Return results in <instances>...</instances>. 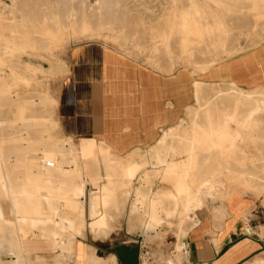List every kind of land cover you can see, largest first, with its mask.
I'll return each mask as SVG.
<instances>
[{
	"label": "crops",
	"instance_id": "0c3cea01",
	"mask_svg": "<svg viewBox=\"0 0 264 264\" xmlns=\"http://www.w3.org/2000/svg\"><path fill=\"white\" fill-rule=\"evenodd\" d=\"M203 63L207 66L202 70L179 68L164 74L102 44L85 45L72 53L71 74L59 85L54 110L60 133L76 144L95 141L113 159L126 165L138 163L140 169L129 173L136 177L128 195L126 186L111 184L109 178L121 174H113L101 156L89 159L84 169L83 156L71 166L61 151L53 160L47 142L33 158L25 160L21 155L6 166L0 154V172H8L13 182L7 185L9 191L0 185V218L8 226L0 252H18L21 245L27 261L28 252H45L42 264H142L145 255L150 264H158L160 252H165L159 243L167 225L163 205L156 206L160 223L146 229L150 206L136 201L137 187L156 197L164 190L174 191V180L162 179L172 162H193L189 176L194 178L260 175L253 167L244 173L243 165L260 159L259 145L264 142L250 135L261 125L229 122L226 126L234 103L222 99L219 87L264 90V39ZM3 105L0 98V109ZM225 129L241 134L232 148L213 147L211 139L216 137L203 136ZM195 183L197 189L201 182ZM202 198V205L187 216L190 227L179 238L184 249L173 264H242L261 253L264 228L252 203L238 195L215 201L210 195ZM100 209L101 217L94 214ZM25 210L30 220L17 222ZM175 224H180V217ZM12 225H24L26 232L38 229L43 237L27 243Z\"/></svg>",
	"mask_w": 264,
	"mask_h": 264
},
{
	"label": "rangeland",
	"instance_id": "374dc122",
	"mask_svg": "<svg viewBox=\"0 0 264 264\" xmlns=\"http://www.w3.org/2000/svg\"><path fill=\"white\" fill-rule=\"evenodd\" d=\"M263 39L264 0H0V98L4 103L0 109V154L4 165L19 161L21 155L25 160L33 158L47 142L51 143L53 160L59 158L61 151L67 157L68 166L77 164L81 156L84 157L83 168L89 159L104 157L106 161L103 163L112 173L121 174L110 177L113 179L111 184L118 185L126 175L130 190L136 176L131 178L129 173L139 171L138 163L126 165L113 159L108 149L99 147L95 141L76 144L59 131L54 110L59 85L71 74V54L85 45L102 44L149 69L167 74L179 68L202 70L207 66L204 61H211L217 55L236 53ZM219 89H223L220 91L222 99L234 103L226 126L229 122L254 127L261 125L260 130H251L250 136L260 137L264 142V90L246 91L233 85ZM239 105L243 106V112H240ZM204 133L206 138L214 135L216 138L211 139L213 147L220 149L226 144L232 148L236 137L241 136L238 131L232 133L230 129L216 134ZM167 135L165 133L164 137ZM220 139L223 147H220ZM259 148L260 159L243 165L244 173L253 167L260 173L258 176L194 178L189 176L193 163L187 168L188 161H184L178 162L179 171L174 172L172 178L186 179L190 198L200 206L204 194L210 195L213 201L243 196L252 203V211L259 214L258 222L264 228V144L261 143ZM172 163L164 170H170ZM234 165L235 162L233 168ZM3 172L12 185L8 172L1 171L0 176ZM198 181L201 183L195 189L193 186ZM90 189L85 201H88ZM140 191V187L135 190L136 201ZM185 198L182 194L177 202L164 198L160 203L167 225L164 238L159 241L165 251L160 252L161 263L155 256L158 264L178 263L177 256L184 249L179 238L190 227L189 219L182 223ZM101 213V209L94 212L96 215ZM26 215L29 220V214ZM178 217L179 225L175 224ZM160 220L155 223L149 218L146 229L155 228ZM10 227L17 228L27 243L43 237L38 229L26 232L24 225ZM6 232L8 226L0 218V246ZM68 242L71 248V240ZM17 247L20 248L18 252H0V264L43 263L45 252H28L27 261L26 252H22L21 245ZM14 254H17L18 261ZM71 257L67 258L72 260ZM263 257L264 249L242 264H255ZM109 264H113L112 261ZM142 264H150L148 255L144 256Z\"/></svg>",
	"mask_w": 264,
	"mask_h": 264
},
{
	"label": "bare ground",
	"instance_id": "6f19581e",
	"mask_svg": "<svg viewBox=\"0 0 264 264\" xmlns=\"http://www.w3.org/2000/svg\"><path fill=\"white\" fill-rule=\"evenodd\" d=\"M99 2V1H98ZM4 8V7H3ZM10 13V12H9ZM14 13H16V12H14ZM15 15V14H14ZM21 17V16H20ZM49 32H51L50 30H49ZM51 36V35H50ZM46 37V36H45ZM165 37H166V35H165ZM165 37H164V39H165ZM65 38V37H64ZM63 39V38H62ZM7 40V39H6ZM60 41V40H59ZM8 75V74H7ZM235 112H237V111H235ZM235 115H237V114H235ZM234 115V116H235ZM234 118V117H233ZM227 119V118H226ZM228 122V121H227ZM0 124H1V122H0ZM204 135V134H203ZM207 135H208V133H207ZM218 135V134H217ZM205 136V135H204ZM201 137H203V136H201ZM194 142H196V140H194ZM200 142V141H199ZM220 147H223V142L221 141V139H220ZM94 143V142H93ZM92 145V144H91ZM193 146H194V144H193ZM100 147V146H99ZM102 158H104V157H102ZM105 159V158H104ZM106 161V159L103 161V162H105ZM187 162V161H186ZM181 163V162H180ZM185 163V162H184ZM192 163L193 162H187L185 165H186V167L187 168H189L191 165H192ZM179 163L178 162H175V163H172V166H171V168H170V170H168V171H165L164 172V174H165V176H163V178L162 179H164V180H167V179H170V180H174L172 177L171 178H169L168 177V175H172L174 172H178L179 171V169H178V167H180L179 165H178ZM84 167V166H83ZM182 167V166H181ZM184 168V167H183ZM74 169H77L76 167L74 168ZM84 169H87V166L84 168ZM182 170V169H181ZM167 174V175H166ZM126 175H124L123 176V178L120 180V183L117 185V186H129L130 185V183H129V181L128 180H126L125 177ZM165 183V182H164ZM11 185V183L9 182V179L7 178V176H6V174H4V172L2 173V175L0 176V185H2V187H3V189L4 190H6L7 188H9V186L7 187V185ZM102 184V183H101ZM174 187H175V189H174V191H172V190H162L163 192L161 193V194H159L158 195V197H156V194H153L152 196H151V194H146V193H144V192H142V191H140V192H137V196H138V199H137V201L138 202H148V206H150V210H149V217H150V220L151 221H153V222H155V223H157V222H159V220H160V218L157 216V214H156V206H157V204H160L161 202H162V200L164 199V198H169V199H173L175 202H177L179 199H180V197H181V195L183 194V195H185V200H186V203H185V205H184V210H183V212H182V223L184 222V221H186L188 218H187V216H188V214L189 213H191L192 211H194L195 210V208L196 207H198V206H200L199 204H197L196 203V201H194L193 199H191L190 198V191H189V188H188V183H187V181H186V179H178V180H174ZM103 186V185H102ZM10 189V188H9ZM112 189V188H111ZM115 189V188H114ZM8 190V189H7ZM136 190V189H135ZM3 191V190H2ZM9 191V190H8ZM126 191V190H125ZM130 190L128 189L127 190V194H129L130 192H129ZM81 192H82V190H81ZM113 192V191H112ZM4 193V192H3ZM9 193V192H8ZM78 193H79V191H78ZM159 193V192H158ZM9 194H11V193H9ZM80 194V193H79ZM101 194V193H100ZM6 195H8V194H6ZM42 196V195H41ZM100 196V195H99ZM13 197H15V196H13ZM12 197V198H13ZM46 197V196H45ZM10 198V200H11V197H9ZM34 198V197H33ZM43 198V197H42ZM41 198V199H42ZM96 198H97V196H96ZM95 198V199H96ZM16 199V198H15ZM14 199V200H15ZM18 200H21L20 198H17ZM40 199V200H41ZM94 199V200H95ZM18 200H17V202H18ZM32 200V199H31ZM34 200H36V199H34ZM16 201V200H15ZM15 201H14V203H15ZM28 201V200H27ZM30 201V200H29ZM28 201V202H29ZM45 201V200H44ZM52 201V200H51ZM27 202V203H28ZM36 201H34V203H35ZM46 202V201H45ZM95 202V201H94ZM53 203V202H52ZM16 204H18V203H16ZM36 204V203H35ZM46 204H48V203H46ZM31 205V207L32 206H34V205H32V204H30ZM29 205V206H30ZM11 206H12V203H11ZM15 206H19V205H15ZM24 206V205H23ZM22 205H21V207H23ZM26 206H28V205H26ZM28 206V207H29ZM55 205H53V207H54ZM27 207V208H28ZM37 206H35V209H37L36 208ZM24 208V207H23ZM55 208H57V207H54V209ZM32 209V208H31ZM34 209V208H33ZM16 210H19V209H16ZM30 210V209H29ZM14 211V210H13ZM21 211H23V210H21ZM28 210H25V212H24V215H23V218L22 219H18L20 216L19 215H17V216H19V217H17V222H24V223H26V222H28L29 220L27 219V213L29 212H27ZM35 211V210H34ZM33 211V212H34ZM15 213V212H14ZM20 214V213H19ZM99 217H101V216H103V213H101V214H99L98 215ZM15 218H16V216H15ZM103 218V217H102ZM99 220V219H98ZM4 221V220H3ZM44 221V220H43ZM49 221V220H48ZM16 222V224H19V223H17ZM68 223H69V220H68ZM22 224V223H21ZM31 224V223H30ZM29 224V225H30ZM99 224V223H98ZM65 225H66V223H65ZM101 225V224H100ZM95 227V226H94ZM101 228V227H100ZM99 228L97 227V230H98ZM94 232H95V230H93ZM53 232V231H52ZM54 233V232H53ZM56 234H58V233H56ZM10 242V241H9ZM8 242V243H9ZM10 244H12V243H10ZM183 244V243H182ZM68 247L70 248V246L68 245ZM14 259L16 260V261H18V256H17V254H14ZM21 256H23V255H21ZM64 256V255H63ZM23 260H24V263H25V257H23ZM262 262V263H261ZM16 263H18V262H16ZM15 263V264H16ZM257 263H261V264H264V257L263 258H261V259H258V261H256V263L255 264H257Z\"/></svg>",
	"mask_w": 264,
	"mask_h": 264
},
{
	"label": "built area",
	"instance_id": "2783aa9c",
	"mask_svg": "<svg viewBox=\"0 0 264 264\" xmlns=\"http://www.w3.org/2000/svg\"><path fill=\"white\" fill-rule=\"evenodd\" d=\"M49 165H51V163H49Z\"/></svg>",
	"mask_w": 264,
	"mask_h": 264
}]
</instances>
